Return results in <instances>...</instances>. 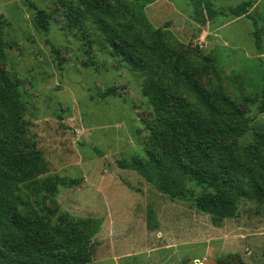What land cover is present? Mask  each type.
Segmentation results:
<instances>
[{
    "label": "rangeland",
    "instance_id": "obj_1",
    "mask_svg": "<svg viewBox=\"0 0 264 264\" xmlns=\"http://www.w3.org/2000/svg\"><path fill=\"white\" fill-rule=\"evenodd\" d=\"M117 1L124 21L163 30L194 60L212 59L199 83L219 105L223 97L244 113L243 149L264 133V0H216L226 11L252 2L247 15L216 19L192 0ZM75 4L0 0V70L15 80L19 104L0 138L13 141L10 129L24 152L43 155L46 176L66 181L37 203L54 210V220L65 213L102 220L89 264H264V198L239 196L233 216L215 224L192 192L172 197L120 167L156 147L162 119L144 95L147 75L114 55L95 17ZM180 94L179 103L189 100Z\"/></svg>",
    "mask_w": 264,
    "mask_h": 264
},
{
    "label": "trees",
    "instance_id": "obj_2",
    "mask_svg": "<svg viewBox=\"0 0 264 264\" xmlns=\"http://www.w3.org/2000/svg\"><path fill=\"white\" fill-rule=\"evenodd\" d=\"M72 1L95 17L114 55L147 75L144 95L162 119L156 147L148 150L147 157L120 161V167L137 170L172 197L185 198L192 192L196 206L211 214L215 224L233 216L239 196L264 198V133L250 146L241 147L243 133L237 121L244 113L223 97L219 105L199 83L205 64L212 59L194 60L163 30L124 21L117 11L121 1ZM192 1L212 19L221 15L239 18L252 6L249 1L226 11L227 7H217L216 0ZM37 16L41 27L48 30V16L42 10ZM252 19L257 26V20ZM14 82L0 70V107L5 114L0 124L4 131L19 111ZM182 91H188L189 100L179 103ZM112 93L115 91L105 94ZM5 134L14 142L0 138V264L91 263L92 238L102 220L74 221L66 213L54 220L57 213L37 203L36 196L54 197L66 181L46 176L49 171L43 155L24 152L10 129ZM77 184L69 180L68 186Z\"/></svg>",
    "mask_w": 264,
    "mask_h": 264
}]
</instances>
